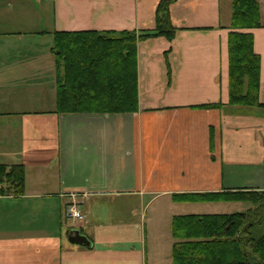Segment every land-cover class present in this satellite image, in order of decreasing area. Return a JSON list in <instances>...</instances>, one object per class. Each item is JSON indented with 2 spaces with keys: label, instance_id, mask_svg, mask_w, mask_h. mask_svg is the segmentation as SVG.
Masks as SVG:
<instances>
[{
  "label": "crops",
  "instance_id": "crops-1",
  "mask_svg": "<svg viewBox=\"0 0 264 264\" xmlns=\"http://www.w3.org/2000/svg\"><path fill=\"white\" fill-rule=\"evenodd\" d=\"M160 1L0 0V164L26 169L22 194L0 193V264H160L148 205L171 222L210 213L174 205L240 203L175 193L264 190V26L246 30L262 105H230L232 0H176L173 40L138 42L136 112L56 111L54 32L153 29ZM71 193L81 224L65 217ZM76 229L89 244L70 240Z\"/></svg>",
  "mask_w": 264,
  "mask_h": 264
},
{
  "label": "trees",
  "instance_id": "trees-1",
  "mask_svg": "<svg viewBox=\"0 0 264 264\" xmlns=\"http://www.w3.org/2000/svg\"><path fill=\"white\" fill-rule=\"evenodd\" d=\"M161 0L155 27L140 31H56L51 48L55 56L56 111L65 113H130L139 108L137 44L165 37L173 40L170 6ZM229 33V104L261 106L260 56L254 51L253 34L263 27L259 0H232ZM205 106V105H204ZM210 106V105H207ZM24 165L0 164V193L22 194ZM175 202H246L245 211L174 215L171 264H264V190L210 193H175Z\"/></svg>",
  "mask_w": 264,
  "mask_h": 264
},
{
  "label": "rangeland",
  "instance_id": "rangeland-1",
  "mask_svg": "<svg viewBox=\"0 0 264 264\" xmlns=\"http://www.w3.org/2000/svg\"><path fill=\"white\" fill-rule=\"evenodd\" d=\"M162 201V200H161ZM163 204V203H162ZM249 203L240 202L233 204H187L183 206L174 205L171 208V213L179 212H235L245 211ZM146 220L148 224V251L150 258L155 257L160 264L171 263V246L174 242L170 233V218L164 215V204L159 205V202H154L148 205L145 209ZM84 214V213H83ZM85 217V215H84ZM166 217V218H165ZM85 222V219L84 221ZM81 222V223H83Z\"/></svg>",
  "mask_w": 264,
  "mask_h": 264
},
{
  "label": "built area",
  "instance_id": "built-area-1",
  "mask_svg": "<svg viewBox=\"0 0 264 264\" xmlns=\"http://www.w3.org/2000/svg\"><path fill=\"white\" fill-rule=\"evenodd\" d=\"M69 196L71 200L66 206L65 217L66 219L70 220L73 224H81V222L84 221L85 217L78 203L77 195L71 193Z\"/></svg>",
  "mask_w": 264,
  "mask_h": 264
},
{
  "label": "water",
  "instance_id": "water-1",
  "mask_svg": "<svg viewBox=\"0 0 264 264\" xmlns=\"http://www.w3.org/2000/svg\"><path fill=\"white\" fill-rule=\"evenodd\" d=\"M70 240L75 243L89 244L88 238L79 229L74 230V235L70 237Z\"/></svg>",
  "mask_w": 264,
  "mask_h": 264
}]
</instances>
